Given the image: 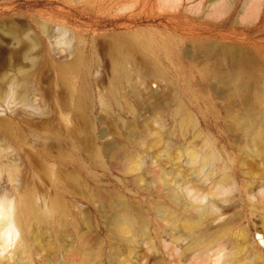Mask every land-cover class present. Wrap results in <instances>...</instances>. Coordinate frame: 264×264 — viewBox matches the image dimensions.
Segmentation results:
<instances>
[{"label":"rangeland","instance_id":"rangeland-1","mask_svg":"<svg viewBox=\"0 0 264 264\" xmlns=\"http://www.w3.org/2000/svg\"><path fill=\"white\" fill-rule=\"evenodd\" d=\"M32 1L0 21L47 11ZM71 1L78 74L67 93L44 39L32 102L61 114L4 141L29 166L11 195L41 238L32 264H264V0Z\"/></svg>","mask_w":264,"mask_h":264},{"label":"bare ground","instance_id":"bare-ground-1","mask_svg":"<svg viewBox=\"0 0 264 264\" xmlns=\"http://www.w3.org/2000/svg\"><path fill=\"white\" fill-rule=\"evenodd\" d=\"M10 2L11 0H0L1 5H8ZM57 2L68 5L69 9L65 11L62 8L51 7ZM71 2V0H33L34 6L48 5L47 11L36 16L23 14L10 16L11 22H8L10 24H7V21L6 23L0 21V107L19 106L20 114H23L15 113L7 116L5 110L0 108V264H32L28 249L29 242L41 240L36 233V227L29 222V209L24 199L21 197L15 204L11 195L12 193L23 195L31 189L24 182L26 173L23 171H29L27 160L23 154L4 141L6 137L14 138V131L43 128L51 124L53 117L59 118L61 114L54 95L51 99V110L45 105L33 106L32 102L46 74L53 68L48 57L50 50L47 46H43L44 39L51 42L53 50L65 53L66 59L57 65L62 79L70 84L71 81H68L70 77L78 74L81 56L78 45L81 43V38L66 36L63 29V20L71 14ZM14 7L21 8L22 4ZM254 7L251 8L257 10ZM7 12L0 13V16L8 14ZM47 22L53 24L55 28L51 29ZM36 31L40 36L35 33ZM51 86L56 87L55 84ZM65 89L70 93L71 84ZM28 108L31 109V113ZM27 109L28 113H26ZM35 112L37 114L35 116L38 117L34 116ZM60 118L64 125L70 124L73 127L67 114ZM261 232L263 235H258L261 243L264 244V227L261 228ZM244 237L246 238L247 235L244 234ZM257 256L255 252L254 259H258ZM226 262L224 256H220L219 253L214 256L213 264H226Z\"/></svg>","mask_w":264,"mask_h":264}]
</instances>
